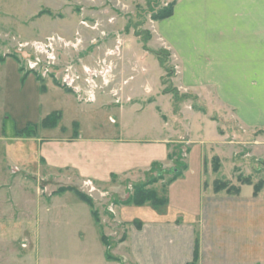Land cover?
<instances>
[{
	"label": "rangeland",
	"instance_id": "rangeland-1",
	"mask_svg": "<svg viewBox=\"0 0 264 264\" xmlns=\"http://www.w3.org/2000/svg\"><path fill=\"white\" fill-rule=\"evenodd\" d=\"M188 8L182 0H0V264H137L135 229L172 217L194 228L200 260L208 196L264 191L263 128L248 127L215 86L184 87ZM50 38L49 59L32 42ZM217 180L236 189L216 192ZM153 191L159 200L137 205ZM227 214L204 232L207 254L219 255L212 228L222 251H246L244 216L233 228ZM254 250L261 260L262 246Z\"/></svg>",
	"mask_w": 264,
	"mask_h": 264
},
{
	"label": "crops",
	"instance_id": "crops-1",
	"mask_svg": "<svg viewBox=\"0 0 264 264\" xmlns=\"http://www.w3.org/2000/svg\"><path fill=\"white\" fill-rule=\"evenodd\" d=\"M182 3L189 6L183 18L184 46L189 49L188 58H184L187 63L184 87L215 86L216 99L229 104L232 111L238 108L248 127L261 126L264 130V0H182ZM109 83L104 84L107 87ZM123 85V80L114 82L109 94L114 96L113 90ZM242 87L247 88L244 93L239 89ZM254 94H257L256 102H262L261 110L253 105ZM236 196L237 199L220 201L216 194L208 196L199 221L202 234L199 264H264V191L255 196L252 190L248 198H241V193ZM227 213L233 215L232 221L237 220L234 226L231 224L233 228L238 227V215L245 217L242 220L246 221V235L240 236L246 251L232 255L222 251L219 240L224 237L212 228L210 247L213 251L219 249V255L207 254L204 232L209 231L210 225L218 227L222 214ZM172 219L142 220L141 228L131 235L135 238V263H191L195 251L194 228L188 232L184 219L177 222ZM243 227L244 224L242 230ZM260 245L263 256L255 260L254 248Z\"/></svg>",
	"mask_w": 264,
	"mask_h": 264
},
{
	"label": "trees",
	"instance_id": "trees-1",
	"mask_svg": "<svg viewBox=\"0 0 264 264\" xmlns=\"http://www.w3.org/2000/svg\"><path fill=\"white\" fill-rule=\"evenodd\" d=\"M174 4H175V2L171 3V7H170L169 12L165 14L166 17L169 16V15H171L173 13V5ZM48 122L49 121L46 120V122H44V124L48 126V124H49ZM55 123L56 122H54L53 125ZM53 125H51V126H53ZM247 182L250 183V180H247ZM224 189H226L227 192H229V193H231V192L233 193V190L236 189V188H235V186H229L228 183L225 182V181H223V180L222 181L221 180L215 181V183H214V190L216 192H220L221 190H224ZM237 192H239V189L237 190ZM258 192H259V187L257 186V187H255L254 194H258ZM76 194L81 199H83L84 201H86V199H85L84 195L82 194V192L76 191ZM155 194L156 193L154 191H153V193L151 192V197L146 198L144 201H140L137 205H139V206L144 205L147 201H150V200H152V202L153 201H156V200H159L157 198V195H155ZM86 202L89 203V201H86ZM198 260H199V246H198V243H196V247H195V251H194V258L191 261V263H189V264H198Z\"/></svg>",
	"mask_w": 264,
	"mask_h": 264
},
{
	"label": "built area",
	"instance_id": "built-area-1",
	"mask_svg": "<svg viewBox=\"0 0 264 264\" xmlns=\"http://www.w3.org/2000/svg\"><path fill=\"white\" fill-rule=\"evenodd\" d=\"M51 40H49V42H47L46 44H43V42H41V45H42V49H43V51L42 52H47V54H49L48 55V58L50 59V56H54L55 57V54L53 53V42H52V40L54 39V38H50ZM36 49H37V47L36 46H34ZM38 51V50H37ZM51 60H53V59H51ZM30 67H32V68H34L35 67V65L34 64H30L29 65ZM29 67V68H30ZM31 69V68H30ZM66 80H64L65 82L66 81H68L69 80V84L68 85H70L71 84V80L69 79V78H65ZM90 97H92L93 98V95H92V93H91V96Z\"/></svg>",
	"mask_w": 264,
	"mask_h": 264
},
{
	"label": "bare ground",
	"instance_id": "bare-ground-1",
	"mask_svg": "<svg viewBox=\"0 0 264 264\" xmlns=\"http://www.w3.org/2000/svg\"><path fill=\"white\" fill-rule=\"evenodd\" d=\"M32 44H33V46H36L37 47V50H38V52H42L43 51V47H42V45H41V42H32ZM52 58H54V56H52ZM87 68H85V70H86ZM87 71V70H86ZM102 75H103V73H102ZM71 81H73V79L71 80ZM93 81V80H92ZM90 184H92V182H89Z\"/></svg>",
	"mask_w": 264,
	"mask_h": 264
}]
</instances>
